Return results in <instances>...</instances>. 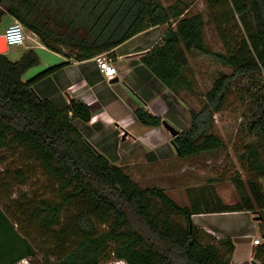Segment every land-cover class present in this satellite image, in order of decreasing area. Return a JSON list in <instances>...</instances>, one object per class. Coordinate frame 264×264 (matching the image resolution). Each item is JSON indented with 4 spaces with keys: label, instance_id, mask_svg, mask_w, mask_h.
Returning <instances> with one entry per match:
<instances>
[{
    "label": "trees",
    "instance_id": "trees-1",
    "mask_svg": "<svg viewBox=\"0 0 264 264\" xmlns=\"http://www.w3.org/2000/svg\"><path fill=\"white\" fill-rule=\"evenodd\" d=\"M205 4L224 55L207 49L202 13H189L180 0L166 7L161 0H0V22L4 16L19 21L47 49L76 61L110 52L149 27L166 24L161 41L140 61L170 90L179 82L191 50L217 58L234 75L264 68V0ZM38 61L33 49L24 50L15 61L0 54V264H22L24 259L39 264V254L41 264H232V240L216 239L197 227L192 215L264 211V170L257 151L248 146L247 156H239L243 170L244 160L261 173L245 180L233 177L240 192L237 202L225 204L209 185L189 188L188 204L180 205L162 188H142L84 138L73 122L90 120L84 102L71 99L59 109L36 93V83L68 62L22 79ZM228 90L229 76L221 73L206 93L202 110L189 111V129L171 139L178 157L224 147L207 127ZM134 113L143 125L161 124L143 108ZM250 129L264 136V106H259ZM37 174L49 182L51 196H12V187L25 186ZM35 233L48 243L46 250L32 242ZM252 259L264 264V244L255 247Z\"/></svg>",
    "mask_w": 264,
    "mask_h": 264
},
{
    "label": "rangeland",
    "instance_id": "rangeland-1",
    "mask_svg": "<svg viewBox=\"0 0 264 264\" xmlns=\"http://www.w3.org/2000/svg\"><path fill=\"white\" fill-rule=\"evenodd\" d=\"M161 1L166 7L176 0ZM180 1L186 4L189 13H202L204 18V40L207 49L215 54L224 55L225 50L209 19L205 4L206 0ZM14 21L17 20L9 19L8 16L2 18L0 22L1 36L5 28ZM163 28L167 30L166 26ZM23 32L25 40L26 36H29V39H27L28 44H34L32 41L38 40L34 36L35 34H31V31L27 30L24 26ZM22 48L23 46H9L7 52L8 59L12 61L17 60L22 53ZM68 51L66 48L63 49V52ZM35 53L39 61L23 74V80H27L48 66L57 63L54 57L46 56L40 50L35 49ZM221 73L229 76V90L226 93L221 110L212 112L208 121L207 133H213L220 137L224 142L223 148L189 158H178L174 156V151H170L169 146H167L162 150L166 154L165 160H158V158L150 157L140 147L138 148L131 144V139H127V141L118 143V146H115L116 148L114 147L116 149L114 159L112 158L113 155H110V153H115V150H112L113 147L109 148L105 153H100L111 163L121 167L142 188H162L180 205L187 204L189 201L186 190L209 186L211 181L216 183L214 186L220 191L225 202L231 204L237 202L240 192L233 190V177L239 175L242 180H245L248 176L261 173L253 172L249 164L247 165V162L245 163L244 160L245 170L241 167L239 156H247L249 151L248 146L257 151L262 172L264 170V136L260 132L250 129L253 122L258 118L259 106H264V68L252 74L234 75L231 67L221 63L217 58L195 50L189 51L187 53V65L182 72L179 82L172 90V109L176 111V114L170 110L167 113L165 121L179 132L188 130L190 127L189 111L198 113L202 110L205 104H207L206 93L212 88L214 81ZM133 120L135 118H129L130 122ZM73 122L75 125L79 124L76 120ZM160 127L163 130L161 137L163 139L167 138V140L172 139L168 130L163 128L162 125ZM261 182L264 188V177L261 178ZM48 183V181L37 174L36 178L29 180L25 186L12 187V196L16 197L20 192H39L51 196L46 187ZM4 195L2 194L1 197ZM254 217L256 219L260 217L262 220H255V218L248 215H218V217H215V220L217 218L220 221L236 222L237 224L240 223V226L245 225L246 230L250 234H254L258 238L260 237L261 245L264 244V211L256 213ZM32 242L43 250H46V247H48L47 242L39 241L36 233L32 237ZM218 245L220 246V244ZM220 247L221 251L224 252L226 248L224 246ZM242 250V248L237 247L236 255H243L244 252ZM254 253L255 246L251 249V258ZM38 258L37 260L41 264L44 261L43 254H39ZM250 260L244 263L251 264ZM21 262L25 264L29 263L28 260ZM231 263L240 264L233 260L232 257ZM106 264L125 263L112 260Z\"/></svg>",
    "mask_w": 264,
    "mask_h": 264
},
{
    "label": "crops",
    "instance_id": "crops-1",
    "mask_svg": "<svg viewBox=\"0 0 264 264\" xmlns=\"http://www.w3.org/2000/svg\"><path fill=\"white\" fill-rule=\"evenodd\" d=\"M164 26L167 27L166 24L149 27L116 46L110 52L81 61L68 58L64 53H56L47 49L39 39L33 40L34 44H28L29 36L27 35L24 44L21 45L23 46L22 52L27 49L34 51L37 49L46 56L54 57L57 62L55 64L68 62L36 83L34 85L36 93L42 98L49 99L59 109L65 107L71 99L84 102L90 109L91 118L88 122L75 119L79 122L76 127L99 152L105 153L111 147L113 150L118 143L131 139V144L140 147L150 157L165 160L166 154L162 150L167 146L170 151H174V156L178 157L171 139L161 137L163 135L161 124L156 127L143 125L134 113L136 109L143 108L152 115L158 116L161 121L166 120L170 110L176 114V111L172 109V90L161 83L140 61L142 55L161 41L166 32ZM103 57L109 58L117 70V75L110 80L103 76L97 66V59ZM129 118H135V120L130 122ZM114 150L115 153H110L113 159L116 156V149ZM260 183L262 185L261 179ZM215 184L213 181L210 183L213 186ZM232 187L236 191L233 184ZM214 189L225 204H231L224 201L215 186ZM256 213L259 212L244 210L200 213L192 215V221L216 239L230 238L234 245L232 259L241 264L252 260L251 249L254 245L251 241L258 236L250 234L245 225L240 226V223L224 222L217 218L215 220V217L218 215H248L255 218ZM255 220H262V218H255ZM237 247L243 249V255H236Z\"/></svg>",
    "mask_w": 264,
    "mask_h": 264
},
{
    "label": "built area",
    "instance_id": "built-area-1",
    "mask_svg": "<svg viewBox=\"0 0 264 264\" xmlns=\"http://www.w3.org/2000/svg\"><path fill=\"white\" fill-rule=\"evenodd\" d=\"M2 36L4 37V40H5L7 47L14 46V45L21 46L25 42V35L23 32V26L18 21H14L13 23L9 24L5 28ZM97 66H98L100 72L103 74V76L107 80H110L117 75L116 67L111 63V60L107 57L98 58L97 59ZM251 243L254 246H258V245H260V239L259 238H253ZM25 260L26 259L21 260V261H25ZM21 261L19 263H22ZM22 264H25V263H22Z\"/></svg>",
    "mask_w": 264,
    "mask_h": 264
},
{
    "label": "water",
    "instance_id": "water-1",
    "mask_svg": "<svg viewBox=\"0 0 264 264\" xmlns=\"http://www.w3.org/2000/svg\"><path fill=\"white\" fill-rule=\"evenodd\" d=\"M8 51V47L5 43L4 37L0 36V54H5ZM161 125L168 130V132L171 134L172 137L176 136L179 131L176 130L173 126H171L169 123H167L166 121L162 120L161 121ZM251 264H258L256 261H254L253 259L250 262Z\"/></svg>",
    "mask_w": 264,
    "mask_h": 264
}]
</instances>
